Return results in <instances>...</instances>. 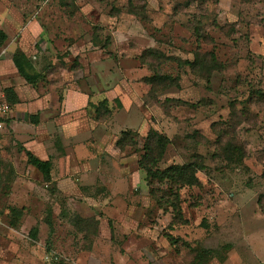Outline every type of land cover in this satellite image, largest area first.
I'll list each match as a JSON object with an SVG mask.
<instances>
[{
    "label": "rangeland",
    "instance_id": "1",
    "mask_svg": "<svg viewBox=\"0 0 264 264\" xmlns=\"http://www.w3.org/2000/svg\"><path fill=\"white\" fill-rule=\"evenodd\" d=\"M0 28V61L20 51L39 75L4 61L1 89L28 84L56 121L66 87L89 94L83 146L48 181L29 114L3 129L0 264H264V0H0ZM157 69L172 81L150 92ZM150 129L169 140L156 167L202 164L196 185L147 179Z\"/></svg>",
    "mask_w": 264,
    "mask_h": 264
},
{
    "label": "crops",
    "instance_id": "2",
    "mask_svg": "<svg viewBox=\"0 0 264 264\" xmlns=\"http://www.w3.org/2000/svg\"><path fill=\"white\" fill-rule=\"evenodd\" d=\"M4 61L7 62L5 64H8V66H13V68H11L13 73H17L19 75L17 69L13 65L12 57L2 59L0 61L1 65L4 63ZM25 87H28L26 89H29L30 92L25 93L22 86H14V88H11L14 94V97L10 96V101L14 102L12 104H10L6 96L9 106L12 105V107H10V113L6 119L5 126H7L8 122L12 120L11 127L16 132V128L19 123L17 121L19 113L23 111L24 114H29L28 120L30 119L29 122H31V124L28 125L32 126V128H30L28 134L25 135V139L23 140L24 147L37 158L50 161L51 177L54 169L56 168L66 171L70 157H75L80 150V145L83 146L80 141L82 138L75 126V115L78 108L82 107L84 103H88L89 94L80 90L66 87L63 108L60 112L58 120L56 121V118H52V114H46L47 107H49V104H47L46 95L37 94L34 89L29 88L30 86H28V84ZM0 90L3 89L0 88ZM56 125H58L59 132L61 133V141L65 146V148H63V150L61 149L60 151H56L51 135V131H54L53 128ZM5 149L6 148L4 147L2 148L3 151H5ZM3 157L4 154L2 152V160ZM77 167H79V165H77ZM55 179L61 181L60 178Z\"/></svg>",
    "mask_w": 264,
    "mask_h": 264
},
{
    "label": "trees",
    "instance_id": "3",
    "mask_svg": "<svg viewBox=\"0 0 264 264\" xmlns=\"http://www.w3.org/2000/svg\"><path fill=\"white\" fill-rule=\"evenodd\" d=\"M6 40H7L6 32L0 28V47L3 46ZM12 60H13V63L19 75L27 83L32 84V85L36 84L39 75L30 72L33 70L32 62L20 51H18L12 56ZM202 61L203 59H201L200 54L196 53L194 55L193 61L191 62L188 61L187 63L189 67L194 70L196 68V65L197 64L199 65ZM210 63L214 65L215 63L214 56H212ZM205 64H206V61H205ZM207 65L209 64L207 63ZM169 77L170 76L166 75L165 73L157 69L155 72L152 73L151 76L145 77L144 80L151 86V88L149 89V91L151 92L154 89V86L157 87L158 84H164L166 82L172 81V79H170ZM3 91L5 92L7 99L10 96L14 97V94H12V90L10 88L3 90ZM9 102L10 104L14 103L13 101H9ZM102 103L100 104L102 105ZM123 137H128V134L123 132L122 138L118 139L116 142V145L121 149H123V147L125 146L124 144H122V141L124 140ZM168 143H169V140L165 135H162L153 129H150L148 131L144 145H143V149H144L143 160L144 159L146 160L149 157V155L153 153H155V158H153V161L151 162L150 165L146 163L142 164V167L146 171L147 179L149 181L155 180L161 183L168 182L170 185L175 186L177 190L183 186L196 185L198 183L196 173L198 169H201L203 167L202 164L200 165L173 164L164 169H159L156 167L157 163L161 160ZM27 162L28 164L35 167L43 175L44 179H46L47 181L50 179V169H51L50 161L41 160L37 158L36 156H34L30 151H28L27 152ZM171 205L173 207L175 220L177 222H180L182 218H181V210L178 204L173 203ZM170 243L171 244L174 243V240L172 238H170ZM198 257H200L199 260L204 258L203 255H200V256L198 255ZM203 263L204 262H195L194 264H203Z\"/></svg>",
    "mask_w": 264,
    "mask_h": 264
},
{
    "label": "built area",
    "instance_id": "4",
    "mask_svg": "<svg viewBox=\"0 0 264 264\" xmlns=\"http://www.w3.org/2000/svg\"><path fill=\"white\" fill-rule=\"evenodd\" d=\"M10 113V106L6 100V95L3 90H0V139L5 128L6 119ZM2 160V146L0 141V161Z\"/></svg>",
    "mask_w": 264,
    "mask_h": 264
}]
</instances>
